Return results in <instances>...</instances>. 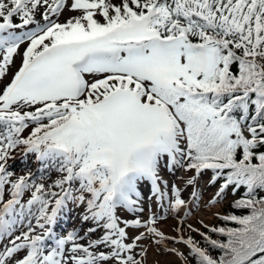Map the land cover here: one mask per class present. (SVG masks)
Segmentation results:
<instances>
[{
  "label": "snow or ice",
  "instance_id": "1",
  "mask_svg": "<svg viewBox=\"0 0 264 264\" xmlns=\"http://www.w3.org/2000/svg\"><path fill=\"white\" fill-rule=\"evenodd\" d=\"M0 264H264V0H0Z\"/></svg>",
  "mask_w": 264,
  "mask_h": 264
},
{
  "label": "rangeland",
  "instance_id": "2",
  "mask_svg": "<svg viewBox=\"0 0 264 264\" xmlns=\"http://www.w3.org/2000/svg\"><path fill=\"white\" fill-rule=\"evenodd\" d=\"M153 255H155V254H153ZM160 259H163V257H160Z\"/></svg>",
  "mask_w": 264,
  "mask_h": 264
}]
</instances>
